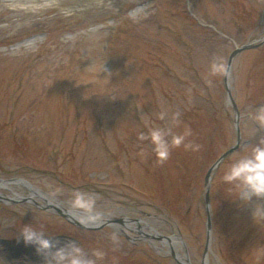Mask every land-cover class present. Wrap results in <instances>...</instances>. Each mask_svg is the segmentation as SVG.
I'll list each match as a JSON object with an SVG mask.
<instances>
[{
	"label": "rangeland",
	"instance_id": "374dc122",
	"mask_svg": "<svg viewBox=\"0 0 264 264\" xmlns=\"http://www.w3.org/2000/svg\"><path fill=\"white\" fill-rule=\"evenodd\" d=\"M263 37L264 0H0V181L39 193L0 189V264H57L73 242L102 250L97 264H178L165 245L175 235L191 264H264V195L242 198L223 179L264 138V44L233 61L242 140L213 173L209 238L205 202L209 169L237 143L226 72L211 64L227 69ZM153 127L190 128L199 148L173 146L161 163L139 135ZM77 192L91 211L74 205ZM48 196L102 220L73 216L94 229L83 228ZM26 224L53 247L25 242Z\"/></svg>",
	"mask_w": 264,
	"mask_h": 264
},
{
	"label": "clouds",
	"instance_id": "9594fccd",
	"mask_svg": "<svg viewBox=\"0 0 264 264\" xmlns=\"http://www.w3.org/2000/svg\"><path fill=\"white\" fill-rule=\"evenodd\" d=\"M141 14H146L142 8L136 9L132 13L133 16ZM210 72L212 74L224 73L226 65L218 58L212 62ZM167 115L165 111L159 113L160 119H165ZM178 117V112L172 114L173 124L179 123ZM255 119L264 121V112L256 115ZM139 135L141 139L151 140L161 163L170 156L173 146L184 145L185 148L194 150L199 148V145L192 142L186 143L187 137L191 135L190 128L174 133L172 127H153L147 133L140 132ZM170 136L171 139H169ZM223 179L227 182H238L237 186L241 189L242 198L246 197L248 193L256 196L264 195V138L251 148L250 154H244L236 159L224 173ZM73 203L76 207L91 211L94 199L86 193L77 192ZM21 234L25 242L36 244L38 251L53 247L52 242L30 224L24 225ZM104 255L102 250L96 249L93 256H88L84 253L83 248L73 242L70 248L58 250L56 260L57 264H97Z\"/></svg>",
	"mask_w": 264,
	"mask_h": 264
},
{
	"label": "water",
	"instance_id": "95a60500",
	"mask_svg": "<svg viewBox=\"0 0 264 264\" xmlns=\"http://www.w3.org/2000/svg\"><path fill=\"white\" fill-rule=\"evenodd\" d=\"M264 44V37L260 40H255L254 42L242 45L240 47H237L230 55L229 60H228V65H227V69H226V73H225V78H224V84H225V88L227 90L228 93V99L229 102L232 104L234 112H235V123H236V127H237V143L234 147L230 148L227 152H225L209 169L206 178H205V189H206V196H205V201H206V208H207V213H208V218H207V234H208V238L210 236L211 230H212V218H211V212H210V206H211V202H210V193H211V183H212V178H213V173L216 169H218L220 167V165L223 163V161L233 152L237 151L240 146H241V140H242V132L240 129V111L238 108V105L236 103V100L234 99V96L232 94L231 88H230V84H229V76L231 74V70H232V65H233V61L235 59V57L242 53L243 51L249 50V49H254V48H258L260 46H262ZM19 181V182H24L20 179H14V180H2L5 182H14V181ZM27 183V182H26ZM29 188L32 189V187L28 184ZM51 207L56 210V212L58 214H60L61 216H63L64 218H66L69 221H74L77 225L83 227V228H88V229H94L93 227L87 226V225H82L80 222H78L72 215L66 213L64 210H62L61 208L57 207V206H53L51 205ZM122 222V221H121ZM138 222V221H136ZM167 241L172 242V238H165ZM171 251L173 252V256L174 258H176L178 264H183L178 258L176 253L174 252V249H171ZM207 251V248H206Z\"/></svg>",
	"mask_w": 264,
	"mask_h": 264
},
{
	"label": "bare ground",
	"instance_id": "6f19581e",
	"mask_svg": "<svg viewBox=\"0 0 264 264\" xmlns=\"http://www.w3.org/2000/svg\"><path fill=\"white\" fill-rule=\"evenodd\" d=\"M17 183H20L24 186H27L29 187L26 183H22V182H19L17 181ZM12 182H5V181H0V189L1 188H11L13 189V186H12ZM32 191V196H35L37 195L38 196V191L34 190V189H31ZM1 193V192H0ZM30 196V197H32ZM15 197H22L21 194H19L18 192H15ZM47 202L52 204L53 206H57L59 208H61L62 210H64L66 213L72 215V216H75L76 218H79L81 219L85 224L87 225H95V224H98L99 222H101V217L99 214H88V213H85V212H79V211H76V210H73V209H67L64 207V205L59 202L58 200H55V199H52L50 198L49 196L47 197ZM130 222L126 221V224L125 226H132V224H129ZM147 228H150L147 224ZM152 231H154L153 229H151ZM155 234L157 235L158 233L155 232ZM179 243H180V238L178 236H173L172 237V242L170 241H167L165 242V245L168 246L170 249H176V255H177V258L183 263V264H191V261H190V258L188 255H183L179 250H178V246H179Z\"/></svg>",
	"mask_w": 264,
	"mask_h": 264
}]
</instances>
